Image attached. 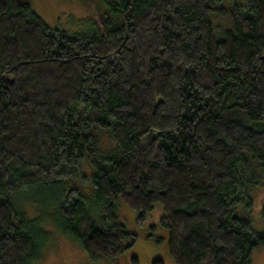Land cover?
Instances as JSON below:
<instances>
[{
  "label": "trees",
  "instance_id": "trees-1",
  "mask_svg": "<svg viewBox=\"0 0 264 264\" xmlns=\"http://www.w3.org/2000/svg\"><path fill=\"white\" fill-rule=\"evenodd\" d=\"M100 2L73 38L0 0V264L41 258L18 205L52 184L92 262L136 242L121 201L139 225L160 206L165 236L146 240L174 264H252L264 232L236 211L264 185V0Z\"/></svg>",
  "mask_w": 264,
  "mask_h": 264
},
{
  "label": "rangeland",
  "instance_id": "rangeland-1",
  "mask_svg": "<svg viewBox=\"0 0 264 264\" xmlns=\"http://www.w3.org/2000/svg\"><path fill=\"white\" fill-rule=\"evenodd\" d=\"M19 1L28 3L32 11L48 27L60 29L73 38L93 34L98 19L106 14V9L100 0H97L100 5H97L96 0ZM219 20L218 23H220ZM222 23L225 22L222 21ZM222 23L220 24L225 25ZM101 140L103 150L113 149L112 143L106 136L103 135ZM61 185L65 189L68 184L62 183ZM58 189L60 190L58 185L54 184L45 188L36 186L26 194L25 201H20L18 205L24 211L25 218L33 222L38 240L44 244L41 258L32 264H132L134 258L137 260V264H152L155 260H160L163 264H174L168 258L162 243L157 245L152 239L146 240L149 235L156 238L165 236L162 228L158 226L162 216L160 206L155 205L147 216V223L139 225L135 221L137 214L121 201L117 203L119 222L126 227L129 234L136 236V242L114 262L90 261L84 254L80 241L66 233H70L74 226L68 220L60 218L54 208L49 207L51 201L58 200ZM85 196H87L86 201H91L88 191H85ZM250 199L251 208L247 205L238 207L236 216L249 221L253 232L262 233L264 232V220L261 217L264 207V185L260 190L252 193ZM153 226H156L157 229H154ZM252 264H264V248L256 251Z\"/></svg>",
  "mask_w": 264,
  "mask_h": 264
}]
</instances>
